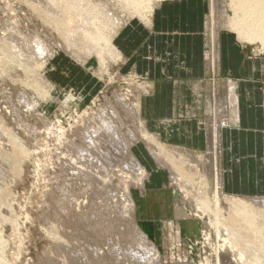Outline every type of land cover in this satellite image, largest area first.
I'll list each match as a JSON object with an SVG mask.
<instances>
[{"label":"rangeland","instance_id":"obj_1","mask_svg":"<svg viewBox=\"0 0 264 264\" xmlns=\"http://www.w3.org/2000/svg\"><path fill=\"white\" fill-rule=\"evenodd\" d=\"M208 1L162 2L160 8L155 10L156 23L153 31L159 33L157 37L154 32L149 31L150 28L147 29L142 24L122 20L126 25L120 23V27L116 29L119 37L115 38L114 34L112 45L120 52L123 62H106L102 67H95L90 71L87 65L79 64L71 57V53L62 49L61 34L39 17V10L43 9L47 13L46 17L51 18V0H0V184H7L9 189L8 198L0 203V258L3 262L63 264L68 260L72 264H118L110 249L112 242H107L115 239V232L120 234L119 238L124 242L126 240V243H131V234L128 235L131 232L130 221L119 217L124 202L118 197L121 191L118 184L125 174L130 173L125 170V166L120 167L117 161L113 165L97 153L93 157L100 164L96 173L101 177L98 180L88 178L86 183L82 164L74 156L80 153L79 147L93 138L91 127L98 123V116L111 115L112 108H116L115 111L118 112L117 98H126L128 103L134 102L140 95L141 86H146L148 91L140 95L147 132L162 137V131L153 128V124H156L154 122H162L166 133L168 127L186 122L188 131L191 129L193 136L198 137L197 134L203 132V137H206L205 122L210 121L206 115V107L209 102L212 104V92H215L217 100L221 102L227 93L234 94L231 87L234 88V83L242 80L238 73L225 75L220 71L212 72L209 58L206 57L210 34L207 26L211 25ZM113 9L115 14V7ZM162 14L164 20L158 23ZM221 14L222 8L218 15L221 41L228 40L231 45H235L240 54L243 53L244 61L253 63L264 59V49H260L259 44L255 47L260 55L255 53L254 46L245 47L235 36L222 32L225 28L220 20ZM62 16L59 13V17ZM14 31L17 36H14L12 44L8 38ZM161 32H173L175 35ZM42 48L46 53L39 56L45 64L39 70L38 77L36 75L34 78L35 82L40 80L38 82L41 85L33 88L30 82L34 72L32 63L36 59L33 49L38 52ZM182 62L194 67L189 72H176L181 68ZM201 62L204 68H201ZM104 66L106 67L103 68ZM151 68H156V72ZM243 78L249 76L243 74ZM263 88L264 85L261 84V92ZM237 90L238 106L240 99ZM67 95H71L70 99H65ZM262 112V127L258 131L264 136V103ZM125 116L123 113V130L125 125H130V120ZM170 122L172 125L167 126ZM193 123L194 130L191 126ZM232 129L228 125L224 131ZM7 136L25 154L13 180L4 172L9 166L6 156L12 151V143L8 142ZM189 139L184 138L185 143ZM170 141V145L181 147L180 138L177 140L173 137ZM182 148L190 151L192 155H189L193 157L202 158V155H206L204 148ZM254 148L248 146V153L233 156L234 160L237 157L242 162L236 164L235 169L227 170L226 183L222 189L225 195L241 199L264 198V163H261L259 170L255 163L260 157L264 159V148L262 155L254 153ZM132 150L149 173V179L144 182V190L129 186L136 206L134 217L160 253L157 264H242L243 260H238L237 256L244 258V254L250 255V244H241L240 250L228 241L227 233L221 235L220 239L216 238V225L209 226L210 222H214L211 214H200L193 204L186 203L188 200L183 191L171 183L170 172L156 166L143 141H138ZM124 161H129L128 157L121 156V162ZM205 164H202L204 169L199 165L203 169L200 170L202 174L208 171ZM231 174L233 178H230ZM208 186L211 189L210 196L214 185L209 181ZM108 190L111 194L105 197ZM94 203L98 210L100 208L99 213L102 212L100 219L91 214ZM10 204L7 211L3 209ZM9 216L16 222L15 232L9 222H3ZM111 224L118 227L115 225L116 229L111 230L114 228ZM109 225L111 231H108ZM215 229L219 230L218 227ZM84 243L93 246L92 253ZM78 244L82 250L85 247L83 251L90 255H86L80 247L78 249ZM243 246H246L244 250ZM75 247L78 251L81 250L80 254L74 252L77 257L72 254L77 251ZM110 251L114 257L109 254ZM81 254L89 258L93 254L99 259H94L92 255L91 263H87Z\"/></svg>","mask_w":264,"mask_h":264},{"label":"bare ground","instance_id":"obj_2","mask_svg":"<svg viewBox=\"0 0 264 264\" xmlns=\"http://www.w3.org/2000/svg\"><path fill=\"white\" fill-rule=\"evenodd\" d=\"M51 1L53 3V14L51 18L46 17L47 13L43 9L39 10V17H41L45 23H48V25L54 27L58 33L61 34L63 38V45H61L62 49L71 53V57L78 61L79 64H82L83 66L87 65L89 70L93 71L95 67H102L106 64V62H113L112 64L118 61L123 62L120 52L114 45H112L114 34L115 38L119 37V33L116 34V29L120 27L121 22L124 23L122 20H131L137 24L144 25L147 29L151 28L156 8L161 6V3L166 0ZM207 4H209L211 25L207 26L210 34L208 33V55L206 57L209 58L213 73L218 71L219 68L221 43L218 15L220 8H222L220 20L225 28V30L222 29V32L226 31V33L235 36L238 42L246 46H254L253 49L256 54L260 53V51H257L255 47L257 44H259L260 49H264V0H209ZM113 7H115V14ZM59 13L63 14L61 18L59 17ZM15 35L17 36L14 31L10 38H8L11 40L12 44H14L13 40H15ZM44 48L40 49V51L38 50L39 53L37 50L33 49V55L36 59L32 63L34 69V72L30 77L32 87L41 85V83L39 84L38 82L40 80L37 81L35 79L37 81L35 82L34 78L45 64L39 56L41 53H46ZM105 67L106 66L103 68ZM99 71L100 70H98V72ZM95 73L96 72H93V74ZM135 85L137 86L138 84L135 82ZM138 87L140 88V86ZM146 88V86H141V90L139 89L140 95L141 93L143 94L148 92ZM213 89H215V87ZM38 90L40 91V89ZM140 95L136 97L135 101L132 103H128L126 98L116 99L117 108L122 114L125 113V117L130 120V125H125V130L121 129L122 125L125 124L122 114L119 111V113L116 112V108H112L111 115L100 114L98 116V123L91 127V129H93L92 133L94 134L93 138H89L90 140L87 141L86 144L84 142L85 145L78 148L80 151L79 154L75 156L73 155L74 158L79 160L82 164V169L85 172L83 178H85L84 181L86 183V179L88 178L98 180V178L101 177L99 173H96L98 172V166H100V164H98V160L93 157L97 156V153L103 156V158H107L113 165H115V161H117L120 163V167L125 166V170L130 173L129 175L125 174L123 179L121 178L122 180H120L118 184L121 186L120 195L118 197L122 202H124L123 206L120 205L122 206V212L120 211L119 217H124L126 220L130 221L129 227L131 232H129L128 235L131 234V243H126V240L124 242V240L120 237L122 239L121 241L119 238L120 234H116L112 231L115 235V239L110 238L113 240L107 243L111 244L110 242H112L110 249H112L111 251L115 255V258H113L115 259L114 261H117L116 263L118 264H157L161 257L156 247L148 239L147 234L140 226H138L134 217L136 215V206L130 187L134 186L138 190H144V182L149 179L147 169L132 152L135 144L138 143V141H143L147 152L153 159L156 166L160 169H167L170 172L171 183L177 185L180 190L183 191L188 200L186 203L188 205L193 204L196 211L200 214H211L214 222H210L209 226L214 227L216 225L219 229L217 230L215 229L216 227L214 228L216 238L220 239L221 235L227 233L228 241L238 246L240 250L242 247L241 244L249 243L252 248L250 255L245 256L244 254V258L237 256L238 260H243L242 264H255L257 262H259V264H264V198L244 197L241 199L238 196H227L222 192L224 181L221 168V161L223 159L221 130L225 126H231V122H235L237 118L236 107L232 104L233 96L226 94V97L220 102L217 100L215 92H212V104L209 102V104H211V108L208 107L210 121L205 122V130L207 132L206 155H202V158H200L195 154L194 155L196 157L190 156L189 154L191 153H189L190 151L188 150L168 146L164 144L158 136L150 134L146 131L144 120L141 115L142 96L140 97ZM233 95H235V93ZM70 96L71 95H67L65 99H70ZM69 102L71 103V100ZM6 139L9 143H12V151L6 156V162L9 166L4 170V172L13 180L14 175L17 174L19 170V162L25 157V154L20 149V146L15 143L10 136H7ZM121 156L128 157L129 161L121 162ZM200 159H203L206 163L205 164L202 160V163L200 164L207 165V173L205 172L202 174V172H200V170L205 168L203 165V169L199 168L200 164L198 163L200 162ZM209 181L214 185V189L210 196L209 192L211 189L208 186ZM109 194H111V191H106L107 196L105 197H108ZM8 196L9 189L7 184H0V203L5 201ZM103 200L105 199L103 198ZM117 203H119L118 200ZM116 206H118V204L115 205V209ZM120 206L119 208H121ZM10 207L11 204L7 205L3 209H6L7 211ZM92 208L93 213L90 211L92 216L100 219L102 214V212L101 214L99 213L100 208L98 210L97 204L95 203L92 205ZM4 221L9 222L11 224L12 231L15 232L16 222L13 218L10 217L9 219H4L3 222ZM116 227L118 226L116 225ZM107 228L109 229L108 231L116 229L114 227L110 230V225ZM125 236H127V234ZM103 237L105 238V236ZM103 237H100L101 240ZM1 244L2 240L0 238V248L2 246ZM74 244L77 245L76 243ZM79 244L77 246L78 249L80 247ZM122 244L125 245L122 246ZM85 245L88 247V251L90 250L89 252L93 250V246L90 244L89 246L84 243V246ZM245 248L246 246H243V250ZM75 249L77 250L76 247ZM80 249L82 250L81 247ZM96 249L97 247L95 248V251ZM80 251H73V257H75L74 255L78 252L80 254ZM111 251L109 254L112 256L113 254ZM74 252L76 254H74ZM83 252H86V255H90L87 251ZM93 254H91V257ZM82 255L83 254L80 256ZM86 255L82 257L84 261H87L88 263L91 257L89 258V256L87 257ZM94 255V259L98 260L99 258H95ZM96 257L98 256L96 255ZM148 260L153 262H149ZM66 261L63 262V264H72L70 261ZM0 264L7 263L3 262L0 258ZM99 264L101 263L99 262Z\"/></svg>","mask_w":264,"mask_h":264},{"label":"crops","instance_id":"obj_3","mask_svg":"<svg viewBox=\"0 0 264 264\" xmlns=\"http://www.w3.org/2000/svg\"><path fill=\"white\" fill-rule=\"evenodd\" d=\"M160 8V7H159ZM163 14L161 15V18L158 19V23L163 21L162 19ZM156 12H154V18L152 21V26L149 29V31L154 32V25L156 23ZM147 30V29H146ZM148 31V30H147ZM158 32V31H157ZM164 33V32H161ZM160 33V34H161ZM155 37L158 36L159 33H155ZM166 35H175L173 32H168L164 33ZM221 35L220 34V58H219V68L218 71L220 73H224L225 75H235L236 73L240 74L239 77L242 79L241 81H238L237 84L234 83V93L233 94H228L227 95H232L233 96V101L235 103H232L234 107H236L237 111V118L235 122H231L232 130H229V132H225L224 127L221 130V145H222V151H223V159L221 161V168H222V173H223V187L226 183V172L227 170H233L235 169V165L239 164L242 162V159H233V156H236L238 153L241 154H246L248 153V146H254V153L257 154H263V134L260 133L258 130L262 127V121H263V112H262V105L264 103V88L263 92L260 91L259 86L262 84L264 85V59H261L260 62H248L247 60L244 61L243 53L240 54V52L229 43L228 40H222L221 41ZM118 39V38H117ZM170 39V38H169ZM170 43V42H169ZM177 43H182V42H177ZM242 44V43H241ZM244 45V44H242ZM246 47V45H244ZM193 48V45L190 46ZM201 68H204L203 63L201 62ZM191 67H194V65H187L184 62L181 63V68L178 71H187L189 72ZM152 69V68H151ZM156 68L152 69L153 72H156ZM183 70V71H182ZM149 71V70H148ZM165 71V70H164ZM151 73V70L149 71ZM243 74H247L249 78H243ZM244 79L246 81H244ZM233 86V85H232ZM230 89V88H229ZM236 89H238V98L240 99V105L237 106V95H236ZM142 100V99H141ZM209 103L207 104L206 107V115L209 117L208 111L211 106H209ZM141 115L143 117V104L141 107ZM207 118V117H206ZM169 121V120H167ZM156 124H153L154 129H158L162 132V137L158 136L161 141L168 145L172 146L169 143L171 138L175 139H181L182 143H180V146H173L176 148H182V146H187V147H193V148H204L206 150V145H207V132L205 130L206 137H203V132H199L200 134H197L198 137L193 136V131L190 129V132L188 131V126L185 124L186 122H179L177 126L172 125V122L168 125H172L168 127V131L166 133V130L162 126V122H154ZM176 123V122H175ZM161 124V125H159ZM145 125V123H144ZM157 125V127H156ZM193 124H191L193 128ZM238 129H243V130H236ZM177 131H176V130ZM174 130V131H173ZM194 130V128H193ZM225 133H224V132ZM255 131V132H254ZM190 135V139H189ZM188 140V143H185V140ZM166 142H164V141ZM202 143V145H201ZM184 149V148H182ZM185 150V149H184ZM240 150H243L240 152ZM149 154V153H148ZM151 157V156H150ZM255 163H257L258 170L260 169L261 163H264V159H259L255 160ZM232 165V167H231ZM241 169V168H240ZM230 178H233V174L230 175ZM258 184L261 185L260 182ZM255 187L257 186L256 184L254 185Z\"/></svg>","mask_w":264,"mask_h":264}]
</instances>
